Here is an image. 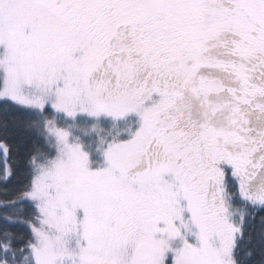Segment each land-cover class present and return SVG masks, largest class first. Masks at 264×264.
Wrapping results in <instances>:
<instances>
[{
  "label": "snow or ice",
  "instance_id": "obj_1",
  "mask_svg": "<svg viewBox=\"0 0 264 264\" xmlns=\"http://www.w3.org/2000/svg\"><path fill=\"white\" fill-rule=\"evenodd\" d=\"M0 264H264V0H0Z\"/></svg>",
  "mask_w": 264,
  "mask_h": 264
}]
</instances>
